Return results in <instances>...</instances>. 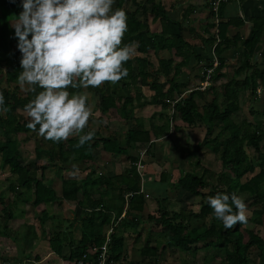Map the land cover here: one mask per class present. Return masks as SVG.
Masks as SVG:
<instances>
[{
	"label": "trees",
	"instance_id": "1",
	"mask_svg": "<svg viewBox=\"0 0 264 264\" xmlns=\"http://www.w3.org/2000/svg\"><path fill=\"white\" fill-rule=\"evenodd\" d=\"M125 4L126 0H118L113 8L122 9L126 13L127 32L121 46L135 45V55L124 64V67L128 69V76L121 79L118 85L122 84L123 88H126L131 83L135 84L138 77H140L141 84H146L147 77L152 75L150 87L154 93L149 98L142 99L138 94L132 97L130 94H122L110 82H105L97 88L89 87L87 90L91 91L93 96V101L90 103L92 108L98 109L102 114L116 109L124 118H131L132 109L136 106L160 103L166 105L165 100L167 99V102L170 100L173 91V88H170L167 92H163L158 78V73L162 72L167 79L172 71V60L170 58L160 59L158 60V70L145 72L146 68L152 66L148 53L173 49L175 55L182 57L178 63L181 67L186 65L189 56L193 55V47L184 40L180 24L167 18L160 3L154 0H145L143 4L132 0L133 9L131 10H125ZM19 10H22V1L0 0V64H3L7 84H14L13 89L1 90L8 111H0V161L8 167L11 174L15 175V180L9 182L8 188L12 191L16 187H21L30 192L29 200L34 208L56 200L74 202L80 221L79 239L74 242L70 238V233L62 236V232H54L48 241L51 251L60 258H63V248L65 246L68 248L66 257L68 264H75L76 260L80 258L83 259L84 264H98L99 247L104 242L105 236V234L99 233L98 225L112 227L108 243L107 264H139L126 261L124 235L126 227L130 225L124 217H130L132 221H137L140 218L137 216L134 218V212H141L145 207L144 195L140 192V176L136 170L137 158L128 156L131 164L127 174L114 177L103 174L92 177L94 176L92 162L94 150L100 147L113 154H124L127 147L135 143L141 145L149 143L145 150V153H149L153 143L150 140L149 132L144 130L141 121L137 119V125L126 133L127 145L125 147L118 138L113 136L93 138L83 147L77 146L78 137L69 138L59 143L45 139V141L35 143V159L30 161L31 164L24 163L17 138L14 135L21 132H37L27 127L29 118H24L18 110L24 109L25 105L41 89L37 88L36 93L26 91L25 95H20L17 92L19 85L16 78L22 71L19 63L21 53L13 45L18 41L15 38L11 21L19 15ZM150 14L154 20L159 19L160 32L150 31L148 24ZM214 14L210 10L207 20L210 30L208 41L211 43L215 41ZM255 24L249 36L242 41L244 51L241 68L243 69L249 65V59L260 46L264 31V18ZM220 32V24H218L219 36ZM234 37L237 39L236 36ZM220 45L218 42L214 51L219 53ZM133 59H136L135 63ZM218 61L216 69L221 67V57ZM134 70L137 72L134 73ZM168 80L172 81L173 78H168ZM251 87L253 92L256 86L252 84ZM69 90L73 93H80L82 88ZM225 91L227 103L222 109L216 105L215 99L199 109L193 93L174 103L172 116L177 115L188 124L200 120L205 126V137L196 147H193L194 154L201 147L208 148L218 157L222 169L217 174L215 184L206 179V175L211 174L206 168L202 169L201 173L192 171L182 173L173 183H167L166 194L173 192L178 194L179 191H183L189 195L201 197V201L198 203L197 211L190 210L185 214L182 210L175 211L168 208L166 203L169 197L167 195L155 198L157 208L154 213H146V219L150 225L158 227L160 230L158 233L165 232L166 237L162 240L160 238L155 244L146 239L139 250L142 257L157 260L161 249H164L166 245L181 251H191L193 248L197 250L199 247L197 244L203 242L200 248L214 250V256L223 254L221 264H250L249 257L253 249L258 251V264H264V237L260 236L254 227H246L245 223L225 230L222 222L215 218L213 210L207 203L209 196H214L217 193L239 195L241 188L246 187L247 192L252 195L253 203L259 206L258 209L251 211V214L255 215L253 223L258 225L262 223L261 217L264 214V151L262 142L264 135L261 133L258 123H252L246 119L236 122L232 119V114L238 110L237 96L236 92L228 85ZM214 119L221 122L220 134L212 136ZM163 130L164 128L160 133ZM247 147L252 148L256 153L257 164H254L250 159L246 151ZM72 155L75 158H72ZM57 157L60 159V165L56 162ZM40 159L42 163L37 165V161ZM78 163L82 165V170L86 173L82 178H79L80 171L75 169ZM195 163L199 164L197 158ZM73 164L75 167L72 166ZM49 166H55L60 172V195L46 181L45 170ZM165 178L166 174L161 173L160 181L165 182ZM242 178H245L244 181ZM114 181H120L117 193L112 189ZM102 187L105 188L103 191H101ZM95 194H97L96 197H94ZM126 194H130V196L125 198ZM0 202H3L2 194H0ZM8 208L5 210L4 216L11 218L12 213L8 211ZM46 215V211L42 210L41 217L44 218ZM189 218L199 220L200 223L189 226L186 222ZM29 236L36 237L35 233L29 234ZM92 247H96L97 250L88 252ZM85 253L86 255L83 256Z\"/></svg>",
	"mask_w": 264,
	"mask_h": 264
},
{
	"label": "crops",
	"instance_id": "2",
	"mask_svg": "<svg viewBox=\"0 0 264 264\" xmlns=\"http://www.w3.org/2000/svg\"><path fill=\"white\" fill-rule=\"evenodd\" d=\"M136 1L144 4L145 0ZM154 1L163 6L168 19L180 24L184 40L193 47V55L189 56L187 64L181 67L178 63L182 60V57L175 55L173 49L158 50L157 52L151 51L148 53V58L152 66L146 68L144 70L145 72L158 70V60L160 59L170 58L172 60V71L167 76V79L162 72L158 73L162 91L167 92L168 89L173 88L170 100L168 102L167 99L165 100L166 105L160 103L136 106L132 109L131 118H124L116 109L114 111L109 110L106 112V115L105 113H100L101 115L94 114L93 116H98V120L92 118L84 131L94 132V138L116 137L122 143L123 147H125L127 145L125 141L126 133L129 129L137 125L136 120L139 119L144 130L149 132L150 140L153 142L152 150L149 153L143 154L142 162L144 166L142 173H144L141 174L151 178L154 185L159 184L157 196L162 197L164 196V192L165 195L170 196L169 193L166 194L168 188L167 183H173L182 173L186 172L182 171V167L184 166L185 160L188 164V156L190 153L191 156L193 155L195 157V160L196 158L199 160L202 156H205L209 159H217L220 162L218 157L206 147H201L194 154L193 147H196L205 137V126L200 120H197L193 124H188L182 121L177 115L172 116L171 109L176 101L193 93L199 109L203 105L210 103L213 99H215L216 105L222 109L227 103L225 89L228 85L230 89L236 92L238 104V110L232 114V119L236 122L246 119L252 123L264 124V122H260L264 117V31L259 43L260 46L257 48L256 53L249 59V65L244 69L241 68L244 51L242 41L249 36L251 29L256 25L255 23L264 18V0H228L220 4L217 10L221 29L219 36V45L221 44L219 51L220 49L221 51L219 53L212 50L215 42L213 41L211 43L208 41L210 30L207 20L211 10L210 3L212 0ZM148 24L150 31L160 32V21L159 19L154 20L151 18V14L148 16ZM133 46L135 47V45ZM141 56L143 57L144 55ZM219 57H221L222 63L220 65L221 67L216 69L219 63ZM135 61L136 59H133L134 63ZM214 61H216V64H214ZM208 64H214V71L211 74L209 84L205 88H201V83L204 82L205 69L210 67L207 66ZM136 72L137 70H134V73ZM153 75L155 74L153 73ZM168 78H173V80L169 81ZM151 82L152 75L147 77L146 84H141L140 77H138L135 84L131 83L126 88H123L122 84L118 85V83L114 84V86L122 94H130L132 97L138 94L143 99L151 97L154 93L150 87ZM252 84L256 86L253 92L251 90ZM220 125L221 122L219 120H213L212 136L220 134ZM101 126L105 129L101 130ZM162 128L164 130L160 133ZM148 144L141 145L135 143L127 147L126 153L124 154H113L104 151L102 147L95 149L92 162L95 165V168L93 166V172H96L95 174L101 173L108 177H114L120 174L126 175L131 164L128 156H134L138 161L141 153L144 149L146 150ZM72 158L75 157L72 155ZM219 164L221 167V162ZM203 165L205 167L202 169L206 168L212 172V169L209 168L210 166L206 167L207 164L205 163ZM53 167L57 169L55 166ZM75 169L80 171L79 178H82L83 174H86L85 171L83 172L80 163H78ZM161 173L166 174L165 182L160 181ZM45 177L48 183L51 182L46 176V172ZM129 178L131 179L132 177L130 176ZM206 179L208 180L207 175ZM162 183L164 185L163 188ZM49 184L60 195V179L59 183H56V186L51 183ZM113 184L112 189L117 190L120 181H114ZM147 185L148 182L145 177L144 179L140 178V188L145 193L151 195L153 192L147 188ZM104 189L102 187L101 191ZM1 193L2 191H0ZM179 193L186 194L183 191H179ZM62 201L67 200H56L54 202L56 204ZM144 201L145 207L141 212L147 211L146 213H154L157 207L156 201L154 200V203L151 204L147 203L146 199ZM52 203H47L44 206H49L48 204ZM141 212L135 211L133 217L137 214H142ZM109 228L110 226H106L103 234ZM78 234L80 236V229ZM35 236L38 237V234L36 233ZM51 253L53 252L51 251ZM33 262L34 264H46L48 261L41 262L40 260L39 263Z\"/></svg>",
	"mask_w": 264,
	"mask_h": 264
},
{
	"label": "clouds",
	"instance_id": "3",
	"mask_svg": "<svg viewBox=\"0 0 264 264\" xmlns=\"http://www.w3.org/2000/svg\"><path fill=\"white\" fill-rule=\"evenodd\" d=\"M114 3L22 0L23 10L11 22L21 53L16 79L24 91L41 89L24 108L27 127L40 137L54 143L78 137V147L94 138V132L84 131L92 116L90 96L69 89L116 84L128 76L124 64L134 57L135 47L121 46L127 18ZM0 111H8L3 93ZM207 203L225 230L247 223V204L236 193H217Z\"/></svg>",
	"mask_w": 264,
	"mask_h": 264
},
{
	"label": "rangeland",
	"instance_id": "4",
	"mask_svg": "<svg viewBox=\"0 0 264 264\" xmlns=\"http://www.w3.org/2000/svg\"><path fill=\"white\" fill-rule=\"evenodd\" d=\"M117 1L118 0H115L113 7L117 3ZM131 2V0H126V4L124 6L125 10L133 9V4ZM22 10H19V13ZM139 17L141 16L139 15ZM14 20L15 19H12V21ZM13 45L17 48L16 43H14ZM5 88L13 89L14 84H7L5 80L3 64H0V93L1 90ZM17 92L20 95H25L26 93V91L22 90L20 86H18ZM80 93H84L90 96L89 106L91 107L92 105L90 103H92L93 101L91 91L82 88V91ZM91 109L92 116L90 117L89 121H91L92 118H94V120H98V116L95 117L93 115H101V112L96 108L91 107ZM18 112L24 118H28L24 109L20 108ZM262 120L260 122H264V117ZM258 124L260 125L261 133L264 135V124ZM104 129L105 128L101 126V130ZM14 136L17 138L19 149L22 154V160L24 161V163L29 164L30 161H33L35 159V143L37 141H45V139L40 137L37 133L33 132H21ZM262 144V150L264 151V140ZM246 151L254 164H257L256 153H254L253 149L247 147ZM188 157V164L185 160L182 171L201 173L202 168L205 167L203 165L205 163L207 164L206 167L210 166L209 168L212 169L211 174H208L207 178L209 182L215 184L217 174L221 170V167L219 166L220 162L217 159L213 160L209 159L208 157L202 156V158L199 159V164H196L194 161L195 157L193 155L191 156V153ZM56 160L58 164L61 163L58 157L56 158ZM209 162H211V164L208 165ZM41 163V159L37 161V165ZM93 166L95 168V165ZM31 167L34 168V166ZM49 167L47 170H45L46 176L51 181L49 183L56 186V183H59L60 172L57 171V169H55L53 166H51L50 168ZM257 169L258 167L256 168V170ZM95 173L96 172H93L94 176L92 177H96L98 174H101ZM144 177L148 182L147 188H149V190L153 192L151 195L148 193L149 196L144 197V199L147 200V203L151 204L154 203L155 198H161L157 196V192L159 191V184L154 185V183L151 181V178L147 177L146 175H142V177L140 178L144 179ZM244 179L245 178H242V181H244ZM14 180L15 175L11 174L8 170V167L3 165L0 161V191H2L1 194L3 200V202H0V264H34L33 261H35V263H39L40 260L41 262H45L47 260L48 262L46 264H68V261L66 260V257L68 255V248L66 246L63 248V258H60L56 254L51 253L48 241L49 238L52 237L54 232H62V236L66 233H70V238L73 239L74 242L79 239L78 233L80 221L76 212L77 207L75 206L74 202L62 201L57 202L56 204L55 202H53L52 204H48L49 206L42 205L40 207L34 208L31 206V201L29 200L30 192H27L21 187H16L12 191L9 190L8 184L10 181ZM163 187L164 185L162 183V188ZM246 189V187L241 188V192L238 195L242 197L247 204V223H245V226L249 228L254 227L259 235L264 237V214L261 217V224L258 225L253 223L255 215H252L251 211L253 209H258L259 206L253 203L252 195H250ZM89 193H91V191H89ZM110 195H112V193ZM163 195L164 196L162 197H165V192L163 193ZM168 197H170L166 203L168 208L175 211L182 210L185 214H187V212L190 210L197 211L198 203L201 201V197L192 196L187 193L177 194L173 192L170 193V196ZM7 207H9L8 211L12 213L11 218H6L4 216V212ZM42 210H45L47 214L44 218L41 217ZM146 212L147 211L141 212L142 214H137V218H140L137 221H132L130 217H124L126 221L130 223L129 227H126V232L124 234L125 253L127 257L126 261H132L133 263L136 262L139 264H221V258L223 254H217L216 256H214V250H205L203 248H200L203 242H199V244H197V246H199L197 247V250L193 248L191 251H181L177 248H172L166 245L164 246V249H161V253L157 257V260H154L150 257H142L139 253V250L146 239H149L153 244H155L158 240H160V238L162 240L166 237L165 232L158 233L160 232L158 227L150 225V223L146 219ZM186 222L189 226L200 223L199 220H191L190 218ZM105 227L98 225L97 229L99 233L103 234ZM32 233H37L38 237L31 238L29 234ZM257 254V250L253 249L251 251L249 257L250 264H258Z\"/></svg>",
	"mask_w": 264,
	"mask_h": 264
},
{
	"label": "built area",
	"instance_id": "5",
	"mask_svg": "<svg viewBox=\"0 0 264 264\" xmlns=\"http://www.w3.org/2000/svg\"><path fill=\"white\" fill-rule=\"evenodd\" d=\"M226 1H228V0H212L211 3H210L211 10L215 13L214 14V28H213V31H214V34H215L214 47L216 46V44L220 40L219 35H218L219 18H218L217 10H218L220 4H222V3L226 2ZM214 47L212 48V50H214ZM214 64H216V61H214ZM213 65H211L210 67L205 69L204 82L201 83V88H205L209 84V81L211 79V74L213 73L214 67H215V66L213 67ZM174 102H172V103H174ZM171 114H173V109L171 110ZM144 153H145V149L141 153V156H140L139 160L136 162V170H137V173L139 174L140 177H142L141 173H142L143 166H144L143 162H142ZM140 192L143 193L144 197H148L149 196L148 193L143 192L142 189H140ZM128 196H130V194H126L125 198H127ZM111 231H112V227H110L108 229V231L105 233L104 242L99 247L100 254L97 256V263L98 264H107L108 243L110 241L109 236H110ZM95 250H97V248L96 247H92V248L89 249L88 252H93ZM85 255H86V253L83 256H85ZM1 264H5V263H1ZM75 264H84L83 259L82 258L77 259Z\"/></svg>",
	"mask_w": 264,
	"mask_h": 264
}]
</instances>
